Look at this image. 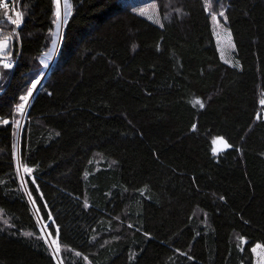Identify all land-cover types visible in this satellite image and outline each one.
I'll return each instance as SVG.
<instances>
[{
	"label": "trees",
	"instance_id": "trees-1",
	"mask_svg": "<svg viewBox=\"0 0 264 264\" xmlns=\"http://www.w3.org/2000/svg\"><path fill=\"white\" fill-rule=\"evenodd\" d=\"M68 1L59 32L54 0H15L17 36L0 0L16 60L0 65V264H254L264 0H154L159 24L129 0Z\"/></svg>",
	"mask_w": 264,
	"mask_h": 264
},
{
	"label": "rangeland",
	"instance_id": "rangeland-1",
	"mask_svg": "<svg viewBox=\"0 0 264 264\" xmlns=\"http://www.w3.org/2000/svg\"><path fill=\"white\" fill-rule=\"evenodd\" d=\"M129 1L135 6L136 10L140 11V13L143 16L147 17L149 20H151L157 24L160 23L158 9L156 6V2L154 0H129ZM59 10H60V16H59V26L57 27V30L60 32L62 29L63 21H65V19L70 15V12H71L70 11L71 6H70L69 1L68 0H60V9ZM213 31H214V36H215V39L217 42V46L219 48L221 59L229 65H232V66L236 65L237 60H236L235 55H234L235 45H234V42L232 40V36H231L230 32L227 30V28L224 26V24H222L216 17L213 20ZM0 42H5L8 45V47L6 49H4L3 51H0V52L2 53V52L7 51L9 49V46H10L9 45L10 41L7 39H0ZM53 56H51L50 53H47L43 57L42 61L44 62V64L47 65V70H48V67L52 63L51 58ZM50 59H51V61H50ZM2 60H3V62L8 63L9 58L5 57V58H2ZM48 61H50V63ZM0 65H2V63H0ZM42 78L41 79L39 78L37 80H39L41 82ZM24 114H25V112H24ZM19 130H20V128H19ZM19 130H18V136H19ZM42 228H43L44 233L46 231V233L48 234L46 227L43 226ZM48 236H49V234H48ZM50 243L52 244V247L55 249V244H54L52 239H50ZM256 245L254 247H256ZM259 245H261V244H259ZM252 253L254 255V264H264V246L263 245H261V247L257 248L256 252L252 251Z\"/></svg>",
	"mask_w": 264,
	"mask_h": 264
},
{
	"label": "snow or ice",
	"instance_id": "snow-or-ice-1",
	"mask_svg": "<svg viewBox=\"0 0 264 264\" xmlns=\"http://www.w3.org/2000/svg\"><path fill=\"white\" fill-rule=\"evenodd\" d=\"M54 3L56 4V9H57V11H56V15H57V17H59V16H60V10H59V9H60V0H54ZM3 7H4L5 9H7V8L9 7L8 3H4V4H3ZM16 15L19 16L20 14L17 13ZM220 15L223 16V12H221ZM7 19L9 20V22H10L12 25H14V26H16V27H19V25H20V23H21V19H11L10 16L7 17ZM213 19H215V16H213ZM225 19H226V17H225ZM57 24H58V26H59V21H57ZM7 47H8L7 43H5V42H0V51H3V50L6 49ZM0 63H2V67H3L4 69H6V70H7V69H12V68H13V64L3 62L2 58H0ZM39 82H40L39 80H35V81H33L32 84H31V89H29V90L27 91V95L21 96V97L19 98L21 101H24V103H20V104H18V105L16 106V107H17V110H19V111H21V112L23 111V109H24V107H25L27 101L29 100V98H30V97L32 96V94H33V90L37 87V85L39 84ZM260 103H261V104H264V100H261ZM201 106H203V105H201ZM3 123H4V124H8L9 121H8V120H4ZM193 128H195V126H193ZM220 140H221L223 143H225V146H227V142H226V141H223V138H220ZM24 171H25V173H31L32 169H31V168H28V167H25V168H24ZM85 206L87 207V205H85ZM129 227H131V225H129ZM57 231H58V230H57ZM26 235H31V234L28 233V234H26ZM54 243H55V241H54ZM259 247H261V245L257 244L256 247H254V248L252 249V251H253V252H256L257 248H259ZM59 251H60V245L57 243V244H56V248H55V252H59Z\"/></svg>",
	"mask_w": 264,
	"mask_h": 264
},
{
	"label": "water",
	"instance_id": "water-1",
	"mask_svg": "<svg viewBox=\"0 0 264 264\" xmlns=\"http://www.w3.org/2000/svg\"><path fill=\"white\" fill-rule=\"evenodd\" d=\"M57 48H58V46H57ZM56 51H57V49H56ZM56 51L54 52V56H55V54H56ZM54 56H53V58H54ZM0 58H4V56L0 55ZM51 64H52V63H51ZM46 73H47V72H46ZM46 73H45V74H46ZM45 74H44V76H43L41 82H40L39 85H38V89H39V87L41 86V84H42V82H43V80H44ZM38 89H37V90H38ZM36 92H37V91H36ZM35 94H36V93L32 94V96H31L30 99L28 100V103H27V106H26L25 109H27V107H28L30 101L33 99V97L35 96ZM22 119H23V118H22ZM19 134H20V130H19ZM18 141H19V136H18ZM227 148H230V147H227ZM225 149H226V148H224V147H217V148H216V151H219V150H225ZM45 234L47 235V238L50 240V238H49L48 234L46 233V231H45ZM56 258H57V260H58V264H62L61 261L59 260V258H58L57 255H56Z\"/></svg>",
	"mask_w": 264,
	"mask_h": 264
},
{
	"label": "built area",
	"instance_id": "built-area-1",
	"mask_svg": "<svg viewBox=\"0 0 264 264\" xmlns=\"http://www.w3.org/2000/svg\"><path fill=\"white\" fill-rule=\"evenodd\" d=\"M10 4V7H11V11H12V19H16V14H15V11H14V8H15V0H7ZM14 33L18 36V27L15 26V29H14ZM8 63H11L13 64V67L15 66L16 64V60H11V61H8Z\"/></svg>",
	"mask_w": 264,
	"mask_h": 264
},
{
	"label": "bare ground",
	"instance_id": "bare-ground-1",
	"mask_svg": "<svg viewBox=\"0 0 264 264\" xmlns=\"http://www.w3.org/2000/svg\"><path fill=\"white\" fill-rule=\"evenodd\" d=\"M63 23H64V21H63ZM59 43V42H58ZM57 52V51H56ZM39 85V84H38ZM38 85H37V87L33 90V94L34 93H36V91H37V89H38ZM32 101V100H31Z\"/></svg>",
	"mask_w": 264,
	"mask_h": 264
}]
</instances>
